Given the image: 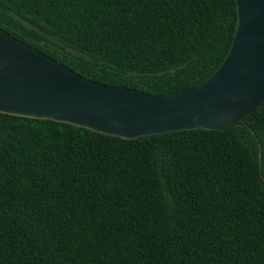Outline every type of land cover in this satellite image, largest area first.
<instances>
[{
    "label": "trees",
    "instance_id": "obj_1",
    "mask_svg": "<svg viewBox=\"0 0 264 264\" xmlns=\"http://www.w3.org/2000/svg\"><path fill=\"white\" fill-rule=\"evenodd\" d=\"M235 26V0H0L13 36L152 94L206 79ZM0 264H264V100L133 139L0 112Z\"/></svg>",
    "mask_w": 264,
    "mask_h": 264
},
{
    "label": "water",
    "instance_id": "obj_2",
    "mask_svg": "<svg viewBox=\"0 0 264 264\" xmlns=\"http://www.w3.org/2000/svg\"><path fill=\"white\" fill-rule=\"evenodd\" d=\"M235 4V32L220 65L165 94L88 79L0 27V112L124 139L236 126L264 100V0Z\"/></svg>",
    "mask_w": 264,
    "mask_h": 264
}]
</instances>
